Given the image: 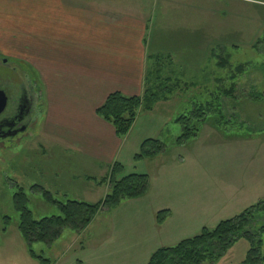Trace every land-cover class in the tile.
<instances>
[{
    "label": "rangeland",
    "instance_id": "374dc122",
    "mask_svg": "<svg viewBox=\"0 0 264 264\" xmlns=\"http://www.w3.org/2000/svg\"><path fill=\"white\" fill-rule=\"evenodd\" d=\"M138 2L139 5L134 6V9L138 10L139 14L147 16L150 21L148 32L150 49L153 50L152 41L157 43L151 54L158 51V55L171 54L173 57L172 67L167 64L162 74L172 75L174 81L179 79L182 85L191 82L194 85L178 87L171 93L168 99L170 101L162 105L161 109L139 116L135 122L137 128L134 134L142 133L145 129L141 128L147 127L148 132L150 129L153 130L148 133L149 135H159L167 146H171L181 134V125L176 121L179 115L188 113L196 105L212 99H214V107L223 110V117L219 118L218 122L213 117L210 118L198 136L188 142L190 144H186L198 151L199 155L202 154L203 161L193 156L194 159L187 163L189 166L186 165L187 167L184 168L187 174L192 170L200 173L198 169L203 166V175H207L208 183L206 190H203L202 200L199 201H204V212H210L212 205L219 202L216 204L218 207L213 210L216 215L213 219L191 223V232L185 235L194 236L204 227L213 228L221 218L235 215L242 209L231 202L236 201V197L240 196V193H237V184L249 192L247 195L250 199H256L249 201L251 204L257 202L259 198H264V70L262 68L264 67V0H139ZM209 39L216 41L215 45H217L212 48L213 51L221 57H228L230 65L225 68L220 67L214 59L206 70V63L200 61V58L206 53L204 44ZM174 44L177 47L172 46ZM158 45L163 47L161 49L163 51L156 49ZM212 46L210 45L209 48ZM169 47L173 48V53L169 54L167 49ZM188 57L192 59L199 57V59L192 68L186 70L179 61L183 62ZM1 59L8 63H2ZM165 61H168V57ZM239 64L245 65V72L233 79L231 76ZM17 67H19L18 72H15L14 69ZM33 70L34 68H29L23 62L11 60L0 53L1 82L14 84L18 77L24 79V73L29 74L34 82L39 81ZM233 83L237 89L235 88L232 98L222 96L221 93L218 96L214 94L222 89H229ZM37 90L39 92L41 90L39 84ZM40 106L34 110L28 132L12 142L0 144V264H41L30 256V249L18 229L20 215L15 208L14 196L20 188L28 196L27 205L36 219L59 213L58 206L47 202L44 198L43 190L50 191L60 200L74 198L97 202L106 195L102 190L104 186L96 187L88 182V176L92 173L86 172V165L82 161L78 162L71 152L64 151L56 145L44 148L43 144L45 142L48 144V141L41 135ZM151 121H156L159 125L155 124L150 128ZM100 175L96 177L97 182H101L106 176ZM119 175L126 174L121 172ZM103 183L110 189L108 181ZM169 192L168 188L163 192L166 197L162 198L166 201L174 199L169 196ZM195 192L194 187L190 192L188 190L183 192L181 195L185 198L182 201H196ZM128 201H122L110 211L99 212L101 216L94 221L89 237H93L96 233L104 234L107 229L112 230L116 224L118 229H115L112 240L109 239L108 244L106 243L107 246L99 244L105 237L97 235L98 242L97 240L95 242L97 246L93 245L94 249H102L105 246L107 250L115 249L117 245L126 242L127 232L129 235L136 233L135 229L126 230L121 220L112 223L104 216L108 214L123 216L131 213L133 204ZM177 201H181L179 197ZM244 209L245 207L242 210ZM6 217L10 218V222H6ZM185 238L188 237H178L176 243ZM86 241L87 235L84 238L77 231L66 228L55 242L51 244L36 242L33 244V249L49 258V264H77L91 254L90 250L93 247L88 245L91 240ZM82 242H85V246ZM249 246V241L242 238L216 262L207 261L203 264H239L245 258ZM84 248L85 251L82 252ZM108 261V264L123 263L119 254H114Z\"/></svg>",
    "mask_w": 264,
    "mask_h": 264
},
{
    "label": "crops",
    "instance_id": "0c3cea01",
    "mask_svg": "<svg viewBox=\"0 0 264 264\" xmlns=\"http://www.w3.org/2000/svg\"><path fill=\"white\" fill-rule=\"evenodd\" d=\"M138 1L0 0V53L11 60L23 62L36 72L39 81H33L31 124L34 110L41 105V135L48 141V144H43L44 148L56 145L71 152L78 162L86 165L85 171L92 173L91 176L87 174L94 177L88 182L96 187L104 186L102 190L105 194L109 187L98 183L95 178L100 174L107 175L116 162L124 165V174L144 172L150 175L148 192L128 201L133 204L131 213L104 215L112 223L121 220L126 230L135 229L136 233L129 235L126 231V242L107 250L106 243L112 240L118 224L104 234L94 232L95 235L89 237L94 221L101 216L97 214L79 235L84 238L87 235L86 242L91 240L88 243L91 248L96 240L98 242L97 235L105 237L99 244L106 246L97 250L93 247L88 258L81 259L83 264H108L114 254L121 255L122 264H148L158 248L176 244L178 237H191L185 235L191 232V223L213 219L216 216L213 210L219 203L215 202L210 212H204V201H199L208 183L207 175H203V166L198 169L200 173L192 170L187 174L184 168L194 158L203 161L202 154L187 146L190 143L174 142L162 154L134 159L144 140L159 135H149L153 130L148 132L147 127L141 128L145 130L135 135L137 127L134 123L125 137H119L114 126L97 114L98 107L112 92L139 95L144 91V80L152 61L151 51L157 43L151 42V50L148 40L150 21L134 9L139 5ZM215 43V40L209 39L204 44L206 53L200 61H205L206 70L214 59L218 64L221 57L212 49L217 45ZM210 45L213 46L209 48ZM172 46L177 47L175 44ZM156 49L163 51L160 45ZM167 49L169 54L174 52L172 47ZM153 54H158V51ZM198 59L188 57L179 64L187 70ZM168 62L172 67L174 60L171 54ZM176 81L181 84L179 79ZM37 84L40 85V92ZM192 85L193 82L182 86ZM169 101L158 102L153 110L142 111L138 117L161 109ZM155 124L159 125L151 121L149 127ZM193 187L196 189V201H182L185 197L181 194L187 190L190 192ZM236 187L240 196L231 201L236 203V207L243 209L251 205L249 201H256L248 197L249 192L241 185ZM167 188L169 196L174 198H168L169 201L162 198L166 197L163 192ZM178 197L181 201H177ZM162 210H169L170 213L165 222L159 224L157 214Z\"/></svg>",
    "mask_w": 264,
    "mask_h": 264
},
{
    "label": "trees",
    "instance_id": "16d2710c",
    "mask_svg": "<svg viewBox=\"0 0 264 264\" xmlns=\"http://www.w3.org/2000/svg\"><path fill=\"white\" fill-rule=\"evenodd\" d=\"M164 56L166 57L163 58ZM167 57L169 60L170 55L152 54L142 94L126 95L115 91L110 93L105 102L98 107L97 114L114 126L119 137H125L130 132L140 112L153 110L158 102L168 100L175 89L182 88V85L174 81L171 75L162 74L163 68L169 63L165 61ZM217 65L224 68L230 65L228 57H220ZM262 68L264 70V67ZM244 72L245 65L239 64L231 77L234 79ZM235 88L237 89V86L233 83L229 89H222L214 94L218 96L221 93L222 96L232 98ZM213 100L196 105L192 111L177 117L176 121L181 125V134L176 138L175 144H184L196 138L210 118L213 117L218 122L219 118L223 117V110L214 107ZM168 147L161 138H148L142 142L135 159L157 156L166 152ZM123 170L124 165L121 163L116 162L111 166L109 173L98 182L108 181L110 189L103 199L97 202L74 198L60 200L50 191L43 190L44 198L47 202L57 205L59 213L41 219L34 218L27 205L28 196L20 188L14 196V203L20 215L18 229L30 249V256L41 264H49V258L35 252L34 243L51 244L62 236L66 228L81 233L100 211H110L122 201L139 198L148 192L150 186L148 173L135 172L120 176ZM169 213V210L160 211L157 214V222L164 223ZM6 222H10V218L6 217ZM263 234L264 198L240 213L219 221L213 228L204 227L194 236L174 245L158 248L152 253L148 264H203L207 261L214 263L242 238L247 239L250 246L245 258L239 264H264ZM77 264L83 263L78 261Z\"/></svg>",
    "mask_w": 264,
    "mask_h": 264
},
{
    "label": "flooded vegetation",
    "instance_id": "af4514ba",
    "mask_svg": "<svg viewBox=\"0 0 264 264\" xmlns=\"http://www.w3.org/2000/svg\"><path fill=\"white\" fill-rule=\"evenodd\" d=\"M18 68L14 69L15 72H18ZM24 74V79L18 77L14 84L0 81V97L5 94L6 100L3 110H0V144L12 142L30 130L34 102L32 91L35 85L29 74Z\"/></svg>",
    "mask_w": 264,
    "mask_h": 264
},
{
    "label": "water",
    "instance_id": "95a60500",
    "mask_svg": "<svg viewBox=\"0 0 264 264\" xmlns=\"http://www.w3.org/2000/svg\"><path fill=\"white\" fill-rule=\"evenodd\" d=\"M5 94L2 95V98L0 97V110H3V106H5L6 100H5Z\"/></svg>",
    "mask_w": 264,
    "mask_h": 264
}]
</instances>
